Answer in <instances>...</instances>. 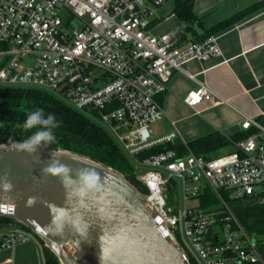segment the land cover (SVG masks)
Masks as SVG:
<instances>
[{"label": "built area", "instance_id": "1", "mask_svg": "<svg viewBox=\"0 0 264 264\" xmlns=\"http://www.w3.org/2000/svg\"><path fill=\"white\" fill-rule=\"evenodd\" d=\"M172 1L0 0V88L47 92L96 118L132 164L136 181L161 226L181 246L184 260L264 264L220 196L247 200L264 187L263 124L244 117L240 130L246 136L217 158L195 155L183 145V156L167 149L140 159L177 140L174 132L155 137L151 130L164 117L157 99L172 74L189 61L220 55L213 37L182 47L175 37L150 32L156 10ZM212 99L213 93L198 84L184 103L196 108ZM203 189L218 204L206 210L188 206L198 202ZM216 228L223 236L220 243L213 239ZM31 240L37 238L20 227L0 231V252Z\"/></svg>", "mask_w": 264, "mask_h": 264}, {"label": "water", "instance_id": "2", "mask_svg": "<svg viewBox=\"0 0 264 264\" xmlns=\"http://www.w3.org/2000/svg\"><path fill=\"white\" fill-rule=\"evenodd\" d=\"M20 143L0 145V217L31 232L59 264H190L124 176L65 151L29 153Z\"/></svg>", "mask_w": 264, "mask_h": 264}, {"label": "crops", "instance_id": "3", "mask_svg": "<svg viewBox=\"0 0 264 264\" xmlns=\"http://www.w3.org/2000/svg\"><path fill=\"white\" fill-rule=\"evenodd\" d=\"M261 1L192 0V16L183 21L175 13L178 0H173L156 10L148 29L154 36L175 37L180 46L186 47L199 41L213 27ZM217 8L221 13L215 11ZM210 37L215 40L220 55L207 62L189 61L181 72L172 74L166 91L157 99L164 117L152 126L153 136L174 132L176 142L183 146L214 133L225 138L241 135L244 117L264 125V8ZM198 84L206 86L213 99L189 108L184 98ZM229 150L231 153L232 146ZM192 202L196 206L197 202ZM43 248L40 241L31 240L12 250H3L0 264H45Z\"/></svg>", "mask_w": 264, "mask_h": 264}, {"label": "trees", "instance_id": "4", "mask_svg": "<svg viewBox=\"0 0 264 264\" xmlns=\"http://www.w3.org/2000/svg\"><path fill=\"white\" fill-rule=\"evenodd\" d=\"M191 3L192 0H178L175 9L177 17L183 21H188L192 16ZM262 8H264V0L238 12L230 20L205 32L199 41L209 38L221 29L250 16ZM36 109H43L45 115L52 114L60 121V126L53 130L55 142L47 146L42 143L37 149L60 150L87 158L121 174L143 194H146L144 187L136 181L132 164L109 133L53 94L32 89L0 88V145L23 142L39 130L38 127L30 130L22 128L27 114ZM245 136L241 134L225 138L218 133H214L190 142L186 146L195 155L210 159L212 158L210 154H213V152L218 149L231 148L233 142ZM167 149L177 151L179 156H183L185 152L184 147L176 142L175 145L153 148L144 153L140 159L161 153ZM220 196L228 203L240 228L257 243L264 241H257L258 238L264 237V190L259 196L260 201L256 200V197L247 200H229L226 194ZM218 202L216 196L208 189H203L202 194L198 196L199 208L203 210L216 206ZM248 202H251L252 205L247 206L246 203ZM6 224H12V229L22 228L12 220L0 217V225ZM256 248L258 254L264 259L263 245L259 243ZM43 253L45 264H59L56 257L48 249L43 248ZM190 264L192 263L190 262Z\"/></svg>", "mask_w": 264, "mask_h": 264}, {"label": "clouds", "instance_id": "5", "mask_svg": "<svg viewBox=\"0 0 264 264\" xmlns=\"http://www.w3.org/2000/svg\"><path fill=\"white\" fill-rule=\"evenodd\" d=\"M60 126V121L52 114L45 115L43 109H36L29 112L22 124L24 130L37 128L33 135L17 145L21 150H26L29 153L35 152L43 143L45 146L55 142L54 129Z\"/></svg>", "mask_w": 264, "mask_h": 264}, {"label": "rangeland", "instance_id": "6", "mask_svg": "<svg viewBox=\"0 0 264 264\" xmlns=\"http://www.w3.org/2000/svg\"><path fill=\"white\" fill-rule=\"evenodd\" d=\"M221 9L223 8L224 10H226V9H228V10H231V8H224V7H220ZM215 11H217V12H219V13H221L220 12V9H216ZM81 113V112H80ZM81 114H83V115H85L86 117H88L92 122H94L95 124H97L98 126H100V123H99V121L96 119V118H93L92 116H90L89 114H87V113H81ZM115 142V141H114ZM229 148H223V149H218L217 151H215V152H213V154H210V157H212V158H217V157H220V156H223V155H226L227 153H229ZM187 186H189V184H187ZM263 190H264V187H258L257 189H256V194L258 195L255 199L256 200H258V201H260V198H259V196L262 194V192H263ZM178 199L180 200V197H179V194H178ZM198 201V200H197ZM194 202H188L187 203V205L188 206H194ZM197 204H198V202H197ZM179 206H180V203H179ZM213 233H214V235H213V239H214V241L216 242V243H220L221 241H222V239H223V236H222V233L220 234V232H219V229H214L213 230ZM261 240H264V237H262V238H258L257 239V241H261ZM253 243H254V245L257 247L258 245H259V243L261 244V245H263V247H264V241H261V242H256V241H254L253 240Z\"/></svg>", "mask_w": 264, "mask_h": 264}]
</instances>
